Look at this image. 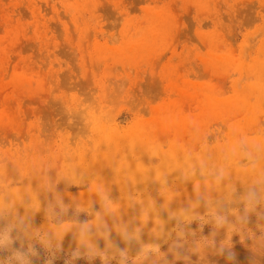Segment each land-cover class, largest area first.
Returning <instances> with one entry per match:
<instances>
[{
	"label": "rangeland",
	"instance_id": "1",
	"mask_svg": "<svg viewBox=\"0 0 264 264\" xmlns=\"http://www.w3.org/2000/svg\"><path fill=\"white\" fill-rule=\"evenodd\" d=\"M201 161L224 169L220 184L185 179ZM253 186L264 194V0H0V229L37 250L32 264H89L71 257L83 222L103 220L117 242L143 226L148 241L152 203L179 211L197 191L208 223L191 225L187 246L206 237L216 248L193 260L234 264L225 247L264 264V221H237ZM118 208L134 223L109 220ZM217 210L239 231L216 229Z\"/></svg>",
	"mask_w": 264,
	"mask_h": 264
},
{
	"label": "clouds",
	"instance_id": "2",
	"mask_svg": "<svg viewBox=\"0 0 264 264\" xmlns=\"http://www.w3.org/2000/svg\"><path fill=\"white\" fill-rule=\"evenodd\" d=\"M197 175L220 184L226 173L222 168H210L205 161H201L198 167L193 164L188 165L185 179ZM233 195H236L235 192ZM208 202L206 195L200 191H197L191 205L183 207L179 211H173L169 207L165 212L163 208L153 202L150 211L144 215L145 227L152 220L153 215L155 216L156 227L152 229L154 235L148 241L144 240V228L140 226L122 227L117 232L119 238V242H117L110 239L112 231L103 220L95 229L87 222L80 223L78 228L79 246L71 253L72 260L85 259L89 264L96 259H99L100 264H112V262L115 264H177L178 261H182L183 264H197L193 260V256H196L197 260H202L204 250L216 248V241L206 237L198 244L187 246V237L196 235V230H193L191 225L198 223L199 231L202 234L205 223H208L196 211L197 208L206 207ZM262 205H264V194L256 186H253L243 197L242 214L237 217L239 224L242 227L250 225L253 222V217L256 220L264 221V211H258ZM110 206L111 201L105 198V210ZM61 211H66V208L62 206ZM97 215L99 217V213ZM212 221L218 230L227 227L230 232L239 231V229L233 228L229 215L224 211L217 210L213 213ZM168 224L173 225L170 230L167 228ZM23 227L24 224L21 222V228ZM13 231L15 229L10 227L0 229V253H11L8 256L0 257V264H32L31 258L38 256L39 253L34 247H30L27 251L14 248L13 244L17 238L12 235ZM96 232L100 233V238L105 242L103 248L98 240H94ZM173 234H175V238ZM212 235L214 236L215 233ZM43 243L46 248L51 247L50 240H45ZM120 244H123V247ZM165 246L167 247L165 248ZM56 248L58 250L61 248L59 238H57ZM218 252L234 264H242L234 250L228 251L225 247H220ZM48 264H51V261Z\"/></svg>",
	"mask_w": 264,
	"mask_h": 264
},
{
	"label": "bare ground",
	"instance_id": "3",
	"mask_svg": "<svg viewBox=\"0 0 264 264\" xmlns=\"http://www.w3.org/2000/svg\"><path fill=\"white\" fill-rule=\"evenodd\" d=\"M110 133H111V132H110ZM110 133L106 134V136H107L106 140L108 141V142H107L108 145L110 144V146H111L110 149H113L112 152L114 151L113 153H115V152L117 151V149H118V144H117V148H116V144H113V146H112L113 141H112V140H108V139H109V138L111 139V138L116 137V136H115L114 134H110ZM112 133H115V132H112ZM117 136H118V135H117ZM126 138H127V137H126ZM113 139H115V138H113ZM124 140H125V139H124ZM124 140H123V141H124ZM123 141H122V143H123ZM116 142H117V141H116ZM110 152H111V151H110ZM112 152H111L110 154H109V153L106 154L105 156L110 157V158L113 157V156H115L116 153H115V154H112ZM162 156H163V155H162ZM167 156H169V155L163 156V157H164L163 160H164L165 162L167 161V163H172V164L176 162V161L173 160V159H174L173 156H169L168 158L165 159V157H167ZM186 162H187V161H186ZM191 162H192V161H191ZM191 162H187V163H191ZM187 163H186V164H187ZM121 164H124V162H122ZM176 164H177V163H176ZM175 166H176V165H175ZM143 170H144V169H142V172H141L140 169H137V171H136L137 176H135L136 179H137V178H138V179H139V178H143V177L138 176V175H140V174H144V173H145V171H143ZM121 171H123V170H121ZM121 171H119V172H121ZM118 174H119V173H118ZM118 174H117V175H118ZM117 175H116V176H117ZM232 176H233V175H232ZM232 176H231V177H232ZM146 178H148V177H146ZM114 179H115V177H114ZM175 194H176V193H175ZM173 195H174V194H173ZM173 195H172V197H173ZM178 196H179V195H178ZM178 196H176V197H178ZM164 197H165L166 199L168 198V197H166V196H164ZM174 197H175V195H174ZM174 197H173V198H174ZM8 198H9V199H12V198H13V195H12L11 193H8L7 199H8ZM159 198H160V197H159ZM165 198L162 197L161 200L163 199L164 201H168V200H166ZM173 198H172V199H173ZM168 199H169V198H168ZM174 199H175V198H174ZM170 200H171V198H170ZM170 200L168 201V203L171 204ZM164 201H163V202H164ZM171 201H172V200H171ZM168 203H167V204H168ZM175 203H176V202H175ZM175 203H174V204H175ZM164 204H166V203H164ZM162 205H163V204H162ZM176 205H178V204H176ZM171 207H172V206H171ZM173 207H174V206H173ZM112 208H113V207H112ZM136 209H138V208H136ZM138 210H139V209H138ZM124 211H125L124 208H118V209H115L113 212H110V213L107 214V215H110V216H111V217L108 218V219H109V220L112 219V221L115 220V219H116V220H119V219H120L121 221L127 222L128 225H129V222H130V221H131L130 223H134V222H132V217H131L129 214H126V213L123 214ZM134 211H135V210H134ZM134 211H133V212H134ZM136 212L138 213V212H140V211H137V210H136ZM122 215H123L124 217H122ZM119 216H120L122 219H121ZM137 216H138V217H141V216H139V215H137ZM103 217H104V215H103ZM105 217H106V215H105ZM118 217H119V218H118ZM133 221H134V219H133ZM135 221H136V220H135ZM135 223H136V225H139V224H137V221H136ZM126 226H127V225H126ZM129 226H131V225H129ZM129 226H128V227H129ZM155 226H156V225H155ZM141 227H143V226H141ZM74 228H76V227H74ZM133 228H134V227H133ZM151 228H152V227H151ZM151 228H149V229H151ZM145 229H146V228H145ZM152 229H153V228H152ZM72 230H73V228H72Z\"/></svg>",
	"mask_w": 264,
	"mask_h": 264
}]
</instances>
